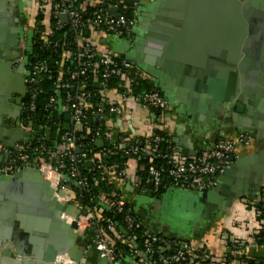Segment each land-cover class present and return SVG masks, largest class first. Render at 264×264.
Segmentation results:
<instances>
[{"label": "built area", "instance_id": "built-area-1", "mask_svg": "<svg viewBox=\"0 0 264 264\" xmlns=\"http://www.w3.org/2000/svg\"><path fill=\"white\" fill-rule=\"evenodd\" d=\"M77 1L37 0L35 11L40 10L46 18V28L34 29L33 51L24 76L27 113L17 124L13 123L14 127H22L23 139L15 143V150L0 144V155H8L0 172L9 174L32 166L49 173L54 180L49 182L54 191L63 192L70 203L85 212L80 216V231L88 230L98 259L107 264H264V183L255 199L245 206L241 220L220 233L222 249L217 254L204 244L151 232L130 213L123 215V226L116 230L111 218L100 216L105 210L122 212L125 201L115 191L100 192L93 205H79V200L75 201L73 193L88 187L81 164L88 167V172L97 170L99 180H107V173L113 171L123 181L132 176L138 186L137 171H144L151 193L176 188L210 190L232 163L238 148L250 141L247 135L218 139L211 148L187 159L175 145L159 152L157 145L164 141L159 135L147 139V148L135 147L122 129L111 125L119 106L127 99H134L142 109L164 113L166 101L153 89L134 97L131 91L134 72L142 79L147 77L138 72L129 58L99 51L85 34L94 31L130 39L138 22L139 1L133 0V6L137 7L133 16L118 9V3L123 0H114L107 7L88 12L84 1L76 6ZM109 7H115L117 13L111 14ZM49 19L54 22L49 23ZM64 25L69 29H62ZM37 109L41 110L38 113L41 118L57 126L55 136L45 131L38 139L33 138L31 125ZM90 117L94 125L87 124ZM80 138L94 142L96 151L92 157L80 155ZM147 149L152 156L145 165L141 160ZM112 155L126 158L119 169L102 163L103 158ZM152 158L163 160L167 167L155 165ZM56 263L64 264L60 259Z\"/></svg>", "mask_w": 264, "mask_h": 264}, {"label": "water", "instance_id": "water-1", "mask_svg": "<svg viewBox=\"0 0 264 264\" xmlns=\"http://www.w3.org/2000/svg\"><path fill=\"white\" fill-rule=\"evenodd\" d=\"M153 3V18L144 27L149 29L144 44L148 54L145 63L170 73V69L195 75L203 72L210 81L211 92L225 90L223 103L232 102L237 111L244 113L241 133L256 139L260 145L254 153L240 159L232 157L231 162L245 164L260 160L249 180L260 189V183L264 182V0H153ZM170 7L175 10L171 11ZM165 9L170 10L168 14H164ZM109 11L117 13L115 7H109ZM61 17L65 22V16ZM17 22L15 18V25ZM205 29L213 30L214 36H209ZM3 36L4 33L0 43ZM188 40H192L191 44H187ZM188 45L199 50L185 51ZM3 67L0 49L1 82ZM2 119L9 125L6 131L12 139L9 144L0 137V144H8L15 150V143L23 139V133L10 124L13 118ZM0 158L3 165L8 155ZM227 169L215 187L202 192L203 198L207 194L216 195ZM0 191V203L5 208L0 221V264H57L59 256L68 259L64 264H91L86 256L93 247L86 250L77 243L81 236L78 221L85 212L70 203L63 192H55L38 168L24 167L9 174L0 172ZM14 224L21 234L20 241L8 234V228ZM98 264L107 261L99 260Z\"/></svg>", "mask_w": 264, "mask_h": 264}, {"label": "crops", "instance_id": "crops-1", "mask_svg": "<svg viewBox=\"0 0 264 264\" xmlns=\"http://www.w3.org/2000/svg\"><path fill=\"white\" fill-rule=\"evenodd\" d=\"M12 1L16 2L15 4L17 5L19 4V0ZM24 1V5L21 6V12H23V14L21 13V16L24 15V17L27 18V15H29L28 19L32 26L34 24L32 16L37 5V0ZM101 1L102 0H85L83 6L84 8H87L98 2L101 3ZM2 6L3 4L0 3V8ZM154 7L155 4L153 3V0H139L137 11L138 22L137 26L133 29V35L130 39L103 35L102 33L100 34L94 31L85 34V36L89 38V41L96 45L97 49L102 53L129 58L135 66H137L136 68L138 69V72L145 75L147 77L146 79H149L155 87H157L166 101V110L164 113L156 115L152 110L142 109L134 99H127L119 106L118 114L115 119L111 121V125L116 129H122L129 139L133 141L149 139L157 130L161 131L171 138L174 145L180 149L182 157L186 159L193 157L199 151L211 148L218 139H234L238 135H247L240 131L245 119L243 115L244 113L242 114L237 111L232 102L228 105L223 103L225 90L218 89V91L212 90L213 92H211L209 87L210 81L208 82V80L205 79L203 72L195 75L194 73H179L178 70L174 71L173 69H170V73L167 70L163 71L159 67L145 63L144 59H146L148 54L146 53L147 49L144 44L146 39L145 36L149 29H145L144 27L147 28L149 22L152 20ZM170 10L174 11L175 9L171 8ZM169 11L165 9L164 14H168ZM27 25L24 26V29L27 28ZM20 29H22V27H20ZM205 31L207 33L210 32L209 36H214L213 30L211 32L210 29H205ZM2 33L3 29H0V36H2ZM191 42L192 40H188L187 44H191ZM167 45L168 41L165 42V50ZM201 47L203 49V46ZM194 48L195 46L192 47L188 45L186 46L185 51L194 50ZM195 49L199 50L197 47ZM9 88L12 90L11 86ZM3 89L4 82H1L0 80V119L4 113L2 102L5 91ZM214 93L216 95H214ZM258 120L262 119L258 118ZM7 127H9V125L1 120L0 131L2 132L0 133V137H3L5 141L10 144L12 137L10 136L11 133L6 131ZM258 149H260L259 141L250 137L248 145L239 147L234 158L240 159V157H245L248 154L254 153ZM256 163L260 164V160L258 161L257 159L245 164H236L232 162L228 166L225 176L221 180L216 191L217 196H214L215 198H218L219 201L211 195L210 197L208 195H205L204 198L202 197L200 201L201 203L217 202L222 209L230 206L232 209L236 210L235 212H229L230 219L228 223L220 222V225L224 228L220 230L216 237L219 238L220 233L223 230L228 229L230 226L239 222L245 206L255 199L258 191L261 190V186L264 183L263 181L259 185L260 189L254 184V181H249L250 176L256 172ZM1 166L0 158V168ZM107 179L113 184L114 188L121 195L125 203L129 205L130 209L134 211L136 217L139 218L141 225L147 230L154 232L149 225V220L152 217H155V215L149 214L155 209L152 208L154 203L150 205V199H146V197L152 198L150 197L151 195L148 196L149 194L137 185L132 176L130 179L123 181L118 178L116 173L109 171L107 173ZM181 191L194 193L192 191L196 190L176 188L167 190L166 192H170L171 198ZM1 193L2 191H0V194ZM197 194L199 196V193ZM0 201H2V197ZM240 209H242L241 213ZM16 211L19 212V209H16ZM4 212L5 208L0 203V221L3 220L2 217L5 214ZM157 217L158 216L156 215V218ZM194 219H197V217ZM15 228V224L13 227H9L8 234L19 239L21 234H19ZM155 231L158 233L160 229ZM79 232V235L81 236L77 240V243L84 246L86 250L92 247L88 230ZM166 236L174 237L173 234H166ZM209 243L202 244L208 246L210 251L214 254L220 252L215 249V243ZM216 243L219 245L218 239ZM86 260L91 264H97L99 261L97 253L93 248L92 253L86 256Z\"/></svg>", "mask_w": 264, "mask_h": 264}, {"label": "trees", "instance_id": "trees-1", "mask_svg": "<svg viewBox=\"0 0 264 264\" xmlns=\"http://www.w3.org/2000/svg\"><path fill=\"white\" fill-rule=\"evenodd\" d=\"M36 1V0H35ZM83 1L85 2V0H78L75 5L79 6V4H82ZM139 1V0H138ZM114 2V0H102L101 3L98 2L96 4H93L91 6H88L86 8V11H92L93 9H96L98 7L103 8L104 5L107 7V4ZM133 0H123L122 3H118V9L123 12L125 15L127 16H133L135 15V11L137 10V7L133 6ZM38 5H36L37 8ZM125 6V7H124ZM139 7V6H138ZM35 8V9H36ZM34 9V10H35ZM32 20L34 22L33 29H45V23L44 21L46 20V18L44 17V15L42 14V12L40 10L34 11L33 16H32ZM51 20V19H49ZM50 22H54V20L49 21ZM51 25V24H50ZM52 27H54V25L52 24ZM62 29H69L68 25H64ZM35 38H37V35L35 34ZM133 85H132V94L134 97H137L138 95H142L143 92H146L150 89L159 91L157 89V87H155V85L149 80V79H142L136 72H134L133 75ZM160 92V91H159ZM162 95V94H161ZM37 116H34V119L32 121V125H31V130H32V136L35 139H38L41 134H43L45 131H48L47 133L49 134V136H55L57 129L56 125H50L51 123L45 121L43 118H41V110L37 109ZM154 114L159 115L160 112L155 109L152 110ZM65 115H62V119L64 120ZM54 120L57 121L58 118L57 116H54ZM88 125H94V121L93 119L90 117L88 120ZM50 126V127H49ZM154 135H159L164 137V141L159 143L157 145V150L159 152H165L168 151V147H172L174 145V143L172 142L171 138L166 135L165 133L161 132V131H156L154 133ZM82 138H80V155L85 154L86 158L92 157V155H94L95 151H96V147L94 142L91 141H86V140H81ZM168 140V141H167ZM34 143V142H33ZM147 139H140L137 141H134L133 144L135 147L138 148H147L149 145L147 144ZM145 156H143V159L141 160L142 163H144L146 165L147 160L149 157L152 156L151 151H149V149L145 150ZM125 157H121L120 155H112L106 158L102 159V163L104 165H116L117 167H115L116 169H119L121 166V163H123L125 161ZM81 160V157H80ZM152 162L157 165H164L165 167H167V164L161 160V159H157V158H152ZM101 163V162H100ZM132 167H134V164L131 163L130 164ZM81 172L83 174H85L87 176L88 179V187L87 189H85L84 191H75V193H73L75 201L77 202V200H79V205L81 204H96L97 203V196L99 195L100 192H114L118 193L117 190L114 188L113 184L111 182L107 180H99L98 176V171H92V172H88V167L85 168L82 166L81 164ZM137 174L140 178V188L142 190H144L147 194L152 195V196H158L163 194L164 192H166V189H160L158 193H151V186L150 183L148 181V177L147 174L144 171H137ZM96 180H93L95 179ZM78 192V194H77ZM80 195V197H79ZM78 197V198H77ZM125 213H130L132 216L136 217V214L134 213V211L132 209H130L129 205L125 203L123 210L121 213H116V212H111V211H103L100 216L101 218H111L112 221L115 223V229L118 230L119 225L123 226L122 223V219H123V215H125ZM136 219L138 221L139 218L136 217ZM117 241V240H116ZM117 245H120L119 243L116 242ZM138 246L140 247V243L137 241Z\"/></svg>", "mask_w": 264, "mask_h": 264}, {"label": "rangeland", "instance_id": "rangeland-1", "mask_svg": "<svg viewBox=\"0 0 264 264\" xmlns=\"http://www.w3.org/2000/svg\"><path fill=\"white\" fill-rule=\"evenodd\" d=\"M22 16L24 17V15ZM26 21H29V19H26ZM29 23L27 28L33 29L31 22ZM201 194L199 193L198 196L196 192L181 191L171 198L170 192H164L158 196L148 195L152 198L146 197V199H150V205L154 203L152 208H155L149 213L155 215V217L151 216L152 218L149 220L151 230L157 233L155 230L160 229L159 234L164 236L173 234L174 237L181 236L176 238H182L195 244H198V242H201L200 244L215 243V249L221 251L222 247L216 243L217 239L219 243V238L216 236L224 228L220 225V222L228 223L230 219L229 212H235L236 210L230 206L222 209L217 202L201 203ZM241 212L242 209H240ZM196 217L197 219H194Z\"/></svg>", "mask_w": 264, "mask_h": 264}, {"label": "flooded vegetation", "instance_id": "flooded-vegetation-1", "mask_svg": "<svg viewBox=\"0 0 264 264\" xmlns=\"http://www.w3.org/2000/svg\"><path fill=\"white\" fill-rule=\"evenodd\" d=\"M24 2V0H19L18 5L15 4V2L13 5L12 0H6L1 10L0 28H6L3 29L4 36L0 43V49L2 50L5 63V67H3V90L5 94L2 102L4 116L2 117L13 118V120L9 121L10 124H13L14 121L15 124H17L18 120L23 119V116L27 113L24 76L26 68L28 67L29 55L33 51L34 29H24V26L29 22L26 21L28 17L21 16V13L23 14V12H21V6L24 5ZM8 6H10V9ZM15 18L18 20L16 25L14 23ZM14 27L17 29H14ZM20 27H22V29H20ZM10 86L12 90H10ZM1 120L5 122V119L1 118L0 121ZM16 127L18 130L23 131L22 127ZM192 192L202 193L203 191ZM215 199L218 200V198Z\"/></svg>", "mask_w": 264, "mask_h": 264}, {"label": "bare ground", "instance_id": "bare-ground-1", "mask_svg": "<svg viewBox=\"0 0 264 264\" xmlns=\"http://www.w3.org/2000/svg\"><path fill=\"white\" fill-rule=\"evenodd\" d=\"M40 173L42 174L43 178L46 179L48 182L54 181L52 179L51 175L49 173H47V172H44V170L40 171ZM65 216H67V215H65ZM68 218H70V217H68ZM78 223H79V231H80V222L78 221ZM58 259L62 260L64 263H67L68 262V259L65 258V257H60L59 256Z\"/></svg>", "mask_w": 264, "mask_h": 264}]
</instances>
